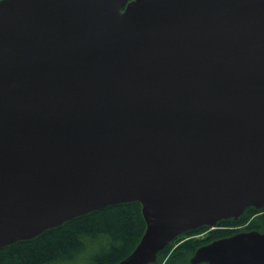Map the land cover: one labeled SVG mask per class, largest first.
I'll return each instance as SVG.
<instances>
[{
	"label": "water",
	"instance_id": "95a60500",
	"mask_svg": "<svg viewBox=\"0 0 264 264\" xmlns=\"http://www.w3.org/2000/svg\"><path fill=\"white\" fill-rule=\"evenodd\" d=\"M135 201L116 264L264 209V0H0V248ZM203 262L264 264V231Z\"/></svg>",
	"mask_w": 264,
	"mask_h": 264
},
{
	"label": "trees",
	"instance_id": "16d2710c",
	"mask_svg": "<svg viewBox=\"0 0 264 264\" xmlns=\"http://www.w3.org/2000/svg\"><path fill=\"white\" fill-rule=\"evenodd\" d=\"M240 228L264 231V209L251 206L238 218L220 220L215 228L188 230L150 264H191L198 247ZM145 229L141 203L110 205L0 248V264H116L134 250Z\"/></svg>",
	"mask_w": 264,
	"mask_h": 264
},
{
	"label": "flooded vegetation",
	"instance_id": "af4514ba",
	"mask_svg": "<svg viewBox=\"0 0 264 264\" xmlns=\"http://www.w3.org/2000/svg\"><path fill=\"white\" fill-rule=\"evenodd\" d=\"M217 226V225H216ZM215 226V227H216ZM215 227H211V228H215ZM242 231H249V230H241V228L239 229V231H237V232H235V233H238V232H242ZM234 233V234H235ZM233 235V234H232ZM228 236H230V235H228ZM224 237H227V236H224ZM219 238H222V237H219ZM219 238H217V239H219ZM215 240V239H214ZM211 242V241H210ZM209 243V242H208Z\"/></svg>",
	"mask_w": 264,
	"mask_h": 264
}]
</instances>
